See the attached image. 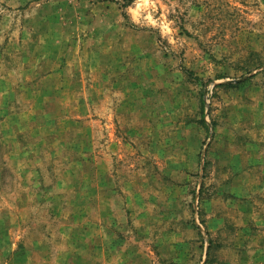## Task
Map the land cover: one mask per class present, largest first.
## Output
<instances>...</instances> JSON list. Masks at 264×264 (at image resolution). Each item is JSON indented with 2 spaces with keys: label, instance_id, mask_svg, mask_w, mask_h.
<instances>
[{
  "label": "rangeland",
  "instance_id": "obj_1",
  "mask_svg": "<svg viewBox=\"0 0 264 264\" xmlns=\"http://www.w3.org/2000/svg\"><path fill=\"white\" fill-rule=\"evenodd\" d=\"M0 264H264V0H0Z\"/></svg>",
  "mask_w": 264,
  "mask_h": 264
}]
</instances>
